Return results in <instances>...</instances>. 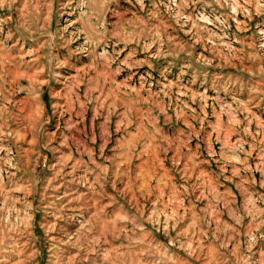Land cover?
<instances>
[{
    "label": "rangeland",
    "instance_id": "374dc122",
    "mask_svg": "<svg viewBox=\"0 0 264 264\" xmlns=\"http://www.w3.org/2000/svg\"><path fill=\"white\" fill-rule=\"evenodd\" d=\"M0 264H264V0H0Z\"/></svg>",
    "mask_w": 264,
    "mask_h": 264
}]
</instances>
